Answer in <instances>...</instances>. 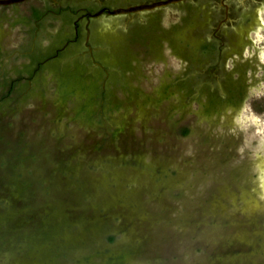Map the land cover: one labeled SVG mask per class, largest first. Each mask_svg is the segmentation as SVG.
<instances>
[{
    "label": "rangeland",
    "instance_id": "374dc122",
    "mask_svg": "<svg viewBox=\"0 0 264 264\" xmlns=\"http://www.w3.org/2000/svg\"><path fill=\"white\" fill-rule=\"evenodd\" d=\"M145 1L0 5V264H264V0L105 13L102 63L85 33L43 56Z\"/></svg>",
    "mask_w": 264,
    "mask_h": 264
},
{
    "label": "water",
    "instance_id": "95a60500",
    "mask_svg": "<svg viewBox=\"0 0 264 264\" xmlns=\"http://www.w3.org/2000/svg\"><path fill=\"white\" fill-rule=\"evenodd\" d=\"M25 0H0V5H10L14 3H18ZM184 0H152V1H145V2H137L132 3L126 6H120L116 8H110L107 10V14L109 15H124V14H132V13H142L146 11L155 10L157 8L167 6L174 3H179ZM226 12L228 14L229 11V4L226 5ZM105 10L101 9L97 12L92 13V15H102L105 14Z\"/></svg>",
    "mask_w": 264,
    "mask_h": 264
},
{
    "label": "flooded vegetation",
    "instance_id": "af4514ba",
    "mask_svg": "<svg viewBox=\"0 0 264 264\" xmlns=\"http://www.w3.org/2000/svg\"><path fill=\"white\" fill-rule=\"evenodd\" d=\"M229 1L230 0H220V2H222L223 4H225V5L229 4V6H230V2ZM182 2L183 1H181V3ZM88 9L89 8H86V10H84L82 12H79L78 15H77V18L75 19V29H76L75 37L77 38V37L80 36V34L83 35V33H85L86 45L88 47V50L91 51L92 56L95 58L94 59L95 62L102 63L100 60L96 59L94 45H92V42L90 41L91 31H92V27L90 26V22H91L92 18L100 16V15H95L94 16V15H92V13L97 12V11H99L101 9H104L105 12L107 13V10L110 9V8L102 7L100 9H98V10H95V11H91L90 9L89 10ZM134 14H137V13L124 14V15H134Z\"/></svg>",
    "mask_w": 264,
    "mask_h": 264
},
{
    "label": "trees",
    "instance_id": "16d2710c",
    "mask_svg": "<svg viewBox=\"0 0 264 264\" xmlns=\"http://www.w3.org/2000/svg\"><path fill=\"white\" fill-rule=\"evenodd\" d=\"M65 10H67V8L65 9ZM66 14V13H65ZM82 36V34H80V36L79 37H77L76 38V40H70V42H68V44H66L65 45V43L69 40V39H64L65 41H63V40H61L63 43H61V45H63V47L61 46H59V47H55V48H53V49H50V50H48V51H46V52H43V56H46V57H51V56H54L55 54H58V55H62L66 50H68L69 49V47L72 45V44H76L77 42H79L80 40H81V37ZM65 45V46H64ZM203 49V48H207V45L206 44H204V43H201L200 44V49ZM47 54V55H46ZM97 55V54H96ZM45 57V58H46ZM42 58H44V57H35L34 56V60H36V62L37 63H39V69H42ZM102 62V61H101ZM104 62V61H103Z\"/></svg>",
    "mask_w": 264,
    "mask_h": 264
}]
</instances>
